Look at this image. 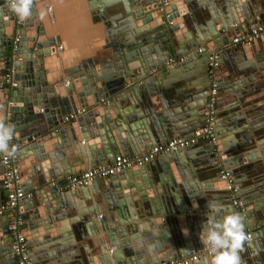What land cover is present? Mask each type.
Instances as JSON below:
<instances>
[{
  "label": "water",
  "instance_id": "obj_1",
  "mask_svg": "<svg viewBox=\"0 0 264 264\" xmlns=\"http://www.w3.org/2000/svg\"><path fill=\"white\" fill-rule=\"evenodd\" d=\"M89 1L118 26L113 25L108 41L112 65L96 71L76 66L62 83H49L42 58L54 54L55 47L35 22V4L33 15L22 23L8 0H0V119L15 126L13 157L21 188L30 194L13 211L0 214V264H17L8 229L17 216L34 264H156L157 258L189 255L203 246L199 234L212 214L208 205L227 198L222 171L233 185L238 172L248 176L252 188L248 195L238 191L240 207L234 212L245 217L246 229L260 226L264 175L255 173L261 163L253 136L264 124L256 119L248 128H233L260 113L253 100L258 92L264 94V35L249 45L231 46L230 41L264 23V0H167L163 7L159 0ZM251 49L258 52L252 55ZM213 50L218 57L211 78L216 93L228 98L225 117L218 120L215 97V144L169 152L153 164L96 179L87 187L58 191L47 185L48 179L62 184L68 176L108 165L116 155L139 156L170 138L192 137L203 127ZM237 52L249 62L237 64ZM9 70L15 71L10 76L14 87L3 80ZM247 105L252 106L243 110L244 118L239 106ZM69 115L74 118L65 121ZM225 132L237 141L224 140ZM261 153L264 157V149ZM2 179L0 166V206ZM71 196L81 202L73 204ZM144 223L157 227L158 235ZM138 232L143 242H132ZM260 234L252 232L245 243L242 264L264 262Z\"/></svg>",
  "mask_w": 264,
  "mask_h": 264
},
{
  "label": "crops",
  "instance_id": "obj_2",
  "mask_svg": "<svg viewBox=\"0 0 264 264\" xmlns=\"http://www.w3.org/2000/svg\"><path fill=\"white\" fill-rule=\"evenodd\" d=\"M34 4L37 15L35 22L37 21V23L43 27V32H44L43 39L51 40L55 47L54 54L42 58V68L45 71L46 80L49 83H62L65 79H67L66 77H68L67 70L76 66H79L80 69L86 66L89 69H94L96 71L98 70L99 66L108 67L112 65L111 57L113 52L109 48L108 41L111 39V37L113 36V32L115 31L113 25L117 28L118 26L117 24H110V22L107 20L108 18L106 17V15L100 12L101 10H99V7L98 5H96L95 1L38 0ZM212 6L217 10L218 15L221 17V19H223V14L220 9V6H218V2L217 1L212 2ZM259 25L261 24H256V26ZM238 35L240 34H237L235 36ZM262 47L264 48V44L262 45ZM256 48L258 49V47ZM250 52L253 55V52L257 53L258 51H252L251 49ZM236 54L237 55L234 56V58L237 64L243 65L249 62V59L242 56L240 52H237ZM227 100L228 98L225 95H223V93H219V92L216 93V112L218 113L217 114L218 120H222L225 117L224 110H226L225 105ZM253 102H254L253 106L259 107L260 113L257 114L255 118L254 117H252L251 119L246 118L247 121L245 122V124L241 126L239 125L234 126L233 132L235 130H240L245 127L248 128L250 124L253 123L252 121H255L256 119H257L256 121H258L260 124H264V94L262 91L256 94V99L253 100ZM218 106H221L223 108L218 110L217 109ZM251 106L252 105H247L244 107L239 106V111L241 112L244 118L245 116L243 110L246 108H251ZM227 134L228 133L225 132L224 140L226 139L227 142L228 140L234 142L237 141L238 138L236 137L235 134L231 133L229 136H227ZM253 137L255 143L254 150H256L260 154L258 161H260L261 163L259 167L255 170V173L257 174L258 172H260L262 173V175H264V157L263 154L261 153V151L263 152L264 149V127L263 130L258 134L257 136L258 138L255 136ZM259 138L261 139V141H259L258 144L256 143V140H258ZM12 144L15 145V143L13 142ZM198 144H199L198 149H201L204 146L203 142H200ZM64 150L65 149H63L62 151ZM161 156L162 155L156 158H160ZM62 158L63 157H61V159ZM58 160H60V158H56V161ZM154 162L155 160L152 161V164ZM237 176H238L237 178L233 179V181L237 182L238 183L237 185H239V187L237 188V185L234 183V187L236 186L235 188L237 191V195H238V191L240 192L247 191L245 195H248L249 187L252 188V186L249 185L248 176H243V174H239V172ZM101 182L104 183L105 181L102 180L100 181V183ZM226 197L227 198H224V200L214 199L213 200L214 205L223 206V208L228 212L234 211L235 209L239 208V207H234L231 204V201L227 196V194ZM80 198L81 197L71 196L70 200H72L73 201L72 203L75 204L81 202ZM262 202L264 203V201ZM194 203L195 202H193V204ZM82 205H83L82 208H86L85 202H82ZM205 214L207 216V213ZM224 214H226L224 211L220 213V215H224ZM203 216L204 214L201 215V217ZM70 217H72V213H69L66 216V218H64V220H66L64 221V223L66 224L65 227L67 230H69ZM144 224H146V228H148L149 231H151L152 229L155 231L157 230V227L152 228L148 225V223H144ZM256 230L261 231L260 236L257 238V242L264 244V218L261 221L260 226L256 225L253 229H246V231L249 232L250 234H252V232ZM158 232L159 231H156V235H158ZM130 235L134 237V234L130 233ZM136 237L137 238H132V242H138V241H140V243L143 242L142 233L140 234V232H138ZM86 246L88 247V242ZM79 252L83 256L82 254L83 250H80ZM202 260L203 263L206 261L209 264L210 262L209 258L206 257L203 258ZM156 261L158 262L159 258H157ZM262 264H264L263 261Z\"/></svg>",
  "mask_w": 264,
  "mask_h": 264
},
{
  "label": "built area",
  "instance_id": "obj_3",
  "mask_svg": "<svg viewBox=\"0 0 264 264\" xmlns=\"http://www.w3.org/2000/svg\"><path fill=\"white\" fill-rule=\"evenodd\" d=\"M167 4V0H159V6L163 7ZM264 35V24L254 27L249 31L240 34L237 37L232 38L230 41L231 46H243L249 45L255 41L259 36ZM17 38H15V41ZM218 57V51L214 50L208 57V74L210 78L209 90H208V103L203 113V127L194 131L193 136L190 138H174L166 142H162L158 145H152L146 148V150L139 156H121L116 155L113 157L111 163L108 165H100L94 168H89L83 172L71 175L65 178L62 184L55 182L52 179L46 180L47 185L55 187L58 191L72 190L79 187H87L92 181L96 179H105L116 175L117 173L130 169L134 166L139 167L144 163L152 161L155 157L167 154L169 152H175L183 150L187 147H191L200 142H207L215 144V131H214V106L216 97V81L211 78L213 69L216 66L215 60ZM182 61V59H179ZM173 64L174 61H170ZM15 74L14 70H9L3 74V80L5 84H10L14 87V83L10 82V76ZM83 112L78 110L77 114ZM74 115H69L65 118V121L73 119ZM13 142V140H12ZM11 142V143H12ZM0 166L2 168V182L1 188L4 191V203L0 206V214L5 211H13L17 204L30 196L25 194L20 185V174L16 167L14 157H8L7 155L0 154ZM219 177L221 181H225V191L234 207H240V201L236 194V188L232 184L228 175L225 172H220ZM9 231L11 232L12 241L10 243V250L17 256V264H34L30 261L25 247V236L22 232V220L19 216L10 220ZM247 232V231H246ZM249 235L250 233L247 232ZM205 257H210L205 247L193 251L191 254L180 255L177 258L164 260L157 262L156 264H193L198 260Z\"/></svg>",
  "mask_w": 264,
  "mask_h": 264
},
{
  "label": "clouds",
  "instance_id": "obj_4",
  "mask_svg": "<svg viewBox=\"0 0 264 264\" xmlns=\"http://www.w3.org/2000/svg\"><path fill=\"white\" fill-rule=\"evenodd\" d=\"M35 0H8L9 9L20 22H26L32 15ZM15 126L0 119V154L13 157L17 146L11 142ZM211 211L199 234L201 244L210 256V264H242L240 253L251 239L246 232L245 217L238 212H228L223 206L208 205ZM224 211L226 214L220 215Z\"/></svg>",
  "mask_w": 264,
  "mask_h": 264
},
{
  "label": "bare ground",
  "instance_id": "obj_5",
  "mask_svg": "<svg viewBox=\"0 0 264 264\" xmlns=\"http://www.w3.org/2000/svg\"><path fill=\"white\" fill-rule=\"evenodd\" d=\"M251 231V230H250Z\"/></svg>",
  "mask_w": 264,
  "mask_h": 264
}]
</instances>
